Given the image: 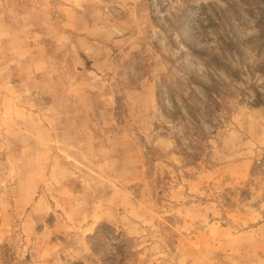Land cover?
<instances>
[{
    "label": "rangeland",
    "instance_id": "rangeland-1",
    "mask_svg": "<svg viewBox=\"0 0 264 264\" xmlns=\"http://www.w3.org/2000/svg\"><path fill=\"white\" fill-rule=\"evenodd\" d=\"M264 0H0V264H264Z\"/></svg>",
    "mask_w": 264,
    "mask_h": 264
},
{
    "label": "trees",
    "instance_id": "trees-1",
    "mask_svg": "<svg viewBox=\"0 0 264 264\" xmlns=\"http://www.w3.org/2000/svg\"><path fill=\"white\" fill-rule=\"evenodd\" d=\"M264 165V156L262 157L261 161L255 165V169H259Z\"/></svg>",
    "mask_w": 264,
    "mask_h": 264
}]
</instances>
